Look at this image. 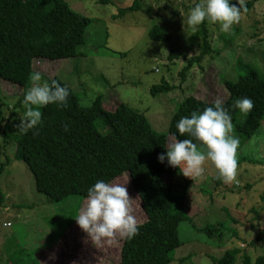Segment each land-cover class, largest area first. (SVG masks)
Returning a JSON list of instances; mask_svg holds the SVG:
<instances>
[{"label": "rangeland", "instance_id": "1", "mask_svg": "<svg viewBox=\"0 0 264 264\" xmlns=\"http://www.w3.org/2000/svg\"><path fill=\"white\" fill-rule=\"evenodd\" d=\"M65 1L92 20L87 44L81 49L85 57L36 61L35 70L41 76L36 83L58 78L84 105L99 95L109 111L124 103L145 114L157 132L169 135L171 118L187 97L223 103L228 98L226 81L236 82L249 67L264 76V0H241L254 1V6L240 14L227 33L205 21L214 54L194 66L185 79L180 75L187 65L185 57L200 55L203 33L202 23L184 26L183 19L200 0H140V10L124 17H118L119 11L135 0ZM155 26L164 27L170 40H152L149 33ZM173 52L180 58L170 60ZM164 82L174 89L153 95V87ZM23 94L19 87L0 82V107L6 118L10 112L6 105L13 109ZM232 135L239 138L240 146L231 182L218 179L208 161L199 176L179 173L171 180L177 194L185 198L192 221L180 223L182 245L172 252L170 264H212L232 249L241 251L235 264H244V255L251 264L264 256V120L245 143L234 127ZM3 142L0 132V169L4 168L0 188L5 197L0 202V264H120L123 237H89L75 221L85 199L71 196L52 202L39 193L29 167L15 158V144L4 148ZM113 182L126 186L137 224L145 222L131 176L125 173ZM216 224L223 225L224 233L229 231L222 243L200 231Z\"/></svg>", "mask_w": 264, "mask_h": 264}, {"label": "trees", "instance_id": "2", "mask_svg": "<svg viewBox=\"0 0 264 264\" xmlns=\"http://www.w3.org/2000/svg\"><path fill=\"white\" fill-rule=\"evenodd\" d=\"M229 2L241 8L240 14L254 6V1L240 5ZM140 8V0H135L132 6L121 9L118 17ZM91 23V19L73 11L65 0H0V82H9L25 94L33 84L31 76L36 74V61L85 57L81 49L87 44L86 31ZM201 30V53L198 57H185L187 65L180 74L183 79L194 66H200L207 56L214 54L206 22ZM149 36L154 41L170 40L162 26L153 27ZM180 56L173 52L169 58ZM52 81L68 89L67 102L60 107L53 103L40 108L41 124L26 134L17 130L25 112L23 98L13 109L6 105L10 110L8 118L0 107L3 147L15 144L16 160L29 167L37 191L52 202H62L71 196L85 199L87 189L97 180L113 182L128 173L146 221L137 224L138 232L131 239L123 237L120 264H170L172 252L182 245L180 223L191 222L192 218L185 210V198L177 194L172 183L180 171L169 167L167 161L158 162L157 156L165 152L173 134L177 139L188 138L176 131L180 117L190 116L193 111L202 112L212 103L194 96L184 99L171 118L167 135L157 132L145 114L124 103L109 111L99 95L90 105H84L70 86L58 78L49 80V86ZM225 88L228 98L222 105L229 110L231 123L245 143L258 132L264 120V76L249 67L236 82L226 81ZM173 89L164 82L154 86L151 93L156 96ZM243 97L253 101L247 114L231 107L234 99ZM2 168L3 165L1 171ZM4 198L0 188V202ZM200 231L219 243L229 232L224 233L222 224ZM240 253V249L227 250L221 258L213 259L212 264H235ZM244 264H251L247 255ZM254 264H264V256L258 257Z\"/></svg>", "mask_w": 264, "mask_h": 264}, {"label": "clouds", "instance_id": "3", "mask_svg": "<svg viewBox=\"0 0 264 264\" xmlns=\"http://www.w3.org/2000/svg\"><path fill=\"white\" fill-rule=\"evenodd\" d=\"M241 4V0H236ZM241 8L231 4L229 0H200L189 9L183 24L196 27L203 22L218 25L220 33L229 32L231 26L238 21ZM39 73L33 74V84L23 96L25 108L23 118L17 125L21 135L37 128L41 124L40 108L49 104L63 106L67 102L68 89L52 81H40ZM231 107L241 114L249 113L253 101L248 97L236 98ZM175 128L179 136L188 138L172 139L164 147L165 152L157 156L160 163L177 168L186 177L199 176L204 170L205 161L211 163L217 177L223 183L232 181L237 169V150L239 138L232 135L233 126L229 110L221 100L213 101L211 106L202 112L193 111L190 116H182ZM67 131V125H65ZM36 133L33 132V135ZM131 199L125 185L116 182L97 180L87 189L85 202L81 206L75 221L80 229L96 240L110 239L115 235L131 239L137 234V219L132 214Z\"/></svg>", "mask_w": 264, "mask_h": 264}, {"label": "built area", "instance_id": "4", "mask_svg": "<svg viewBox=\"0 0 264 264\" xmlns=\"http://www.w3.org/2000/svg\"><path fill=\"white\" fill-rule=\"evenodd\" d=\"M5 226H7V225H5Z\"/></svg>", "mask_w": 264, "mask_h": 264}]
</instances>
